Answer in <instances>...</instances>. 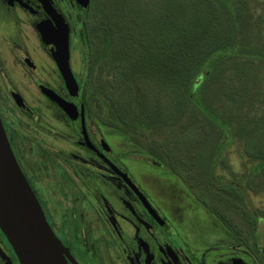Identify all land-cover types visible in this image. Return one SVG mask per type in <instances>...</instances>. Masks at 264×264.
Listing matches in <instances>:
<instances>
[{"label":"rangeland","instance_id":"374dc122","mask_svg":"<svg viewBox=\"0 0 264 264\" xmlns=\"http://www.w3.org/2000/svg\"><path fill=\"white\" fill-rule=\"evenodd\" d=\"M247 1L257 22L254 33L237 40L246 67L231 78L219 75L207 112L180 105L174 56L166 57L177 46L182 3V23L200 34L225 20L207 0H89L85 19L98 80L89 89L91 110L99 123L113 112L116 147L130 144L133 159L161 165L147 166L141 178L175 234L168 240L180 250L187 243L217 249L211 264H264V0ZM126 84H141V96Z\"/></svg>","mask_w":264,"mask_h":264},{"label":"flooded vegetation","instance_id":"af4514ba","mask_svg":"<svg viewBox=\"0 0 264 264\" xmlns=\"http://www.w3.org/2000/svg\"><path fill=\"white\" fill-rule=\"evenodd\" d=\"M88 13L89 0H0V121L13 155L76 264H211L214 248L180 250L168 240L175 234L141 178L161 165L133 159L130 144L116 147L113 112L99 123L90 108L98 80ZM64 32L72 90L50 39ZM55 95L75 111L62 110ZM0 264H19L1 229Z\"/></svg>","mask_w":264,"mask_h":264},{"label":"trees","instance_id":"16d2710c","mask_svg":"<svg viewBox=\"0 0 264 264\" xmlns=\"http://www.w3.org/2000/svg\"><path fill=\"white\" fill-rule=\"evenodd\" d=\"M207 2L217 13L219 12L221 15H224L225 20H222V24H218L213 31L207 29L208 33L202 32L200 34L193 29L191 30L189 25L185 22L182 23V18L185 13V4L182 3V8H180L178 16L181 20L179 22V32H177V46L174 48L173 42H171V48L173 47L174 49L172 53L166 54V57L173 54L174 58L170 62L176 63L173 69L174 75H172L171 80L174 83H178L173 88V93L178 98L180 105L185 106L186 103L190 102L193 103L195 109L198 108L202 111V108L206 112L208 108L206 101L210 98L217 97L216 95L219 89L217 84H220L218 80L219 75H225L227 73V76L231 78L234 73H239L242 68L246 67L247 60L241 55L237 40L243 41V39H247L254 33V26L257 22L251 14L254 8L253 2L249 3L247 0H207ZM200 35L203 37L196 41ZM191 40L195 41V45L190 44ZM246 44L242 43L241 45L247 46ZM160 59L162 62L165 61V58L161 56ZM204 65L207 66V69L201 74L199 83L192 84L197 73H199ZM133 69L136 70L139 68ZM175 69L177 70L176 74ZM165 78L167 76H160V80L162 81ZM145 80L147 79H144L142 85ZM225 84L227 83L223 79V86H220L223 93L226 92L227 88ZM133 85L136 88L126 84L125 89L136 91L135 95L140 97L141 95L137 93L141 91V84ZM194 96L196 101L191 99ZM262 156H264V152Z\"/></svg>","mask_w":264,"mask_h":264},{"label":"water","instance_id":"95a60500","mask_svg":"<svg viewBox=\"0 0 264 264\" xmlns=\"http://www.w3.org/2000/svg\"><path fill=\"white\" fill-rule=\"evenodd\" d=\"M82 7L88 0H76ZM56 45L54 55L70 90L75 81L68 64V41L65 32L50 37ZM52 100L67 114L73 106L58 96ZM0 229L11 245L19 264H69L68 250L49 227L32 189L24 177L0 121Z\"/></svg>","mask_w":264,"mask_h":264}]
</instances>
